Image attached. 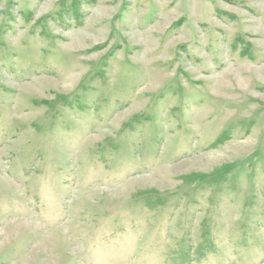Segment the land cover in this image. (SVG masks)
Returning <instances> with one entry per match:
<instances>
[{
  "label": "rangeland",
  "instance_id": "rangeland-1",
  "mask_svg": "<svg viewBox=\"0 0 264 264\" xmlns=\"http://www.w3.org/2000/svg\"><path fill=\"white\" fill-rule=\"evenodd\" d=\"M0 264H264V0H0Z\"/></svg>",
  "mask_w": 264,
  "mask_h": 264
}]
</instances>
